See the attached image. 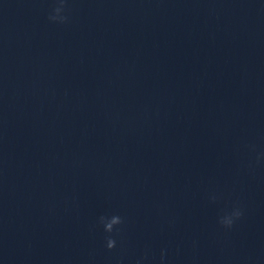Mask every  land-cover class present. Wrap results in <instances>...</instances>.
<instances>
[{
  "label": "clouds",
  "instance_id": "9594fccd",
  "mask_svg": "<svg viewBox=\"0 0 264 264\" xmlns=\"http://www.w3.org/2000/svg\"><path fill=\"white\" fill-rule=\"evenodd\" d=\"M69 0H55V7L52 9L51 14L48 19L52 23L57 24H66L69 22V15L67 14L70 9L68 8ZM247 149L251 153H255V159L250 160L247 163L249 169H253L256 165L264 162V151L257 152L255 144L246 145ZM220 197L216 194L209 196V200L212 203H216ZM244 215L243 209L238 203L232 205L231 209L224 210L221 215L218 216L217 223L225 231L231 230L237 221H239ZM126 224L125 217L119 214L111 215H101L98 217L97 225L102 227L103 232L105 233L104 241L105 248L112 252L117 249L118 244L121 250V253L124 250V241H123V230L124 225ZM153 254L151 249L145 247L143 252L138 255L134 264H153ZM124 258L121 255L117 259V264H123ZM158 264H168V249L161 248L159 253Z\"/></svg>",
  "mask_w": 264,
  "mask_h": 264
}]
</instances>
